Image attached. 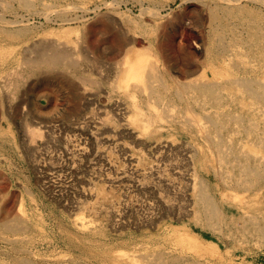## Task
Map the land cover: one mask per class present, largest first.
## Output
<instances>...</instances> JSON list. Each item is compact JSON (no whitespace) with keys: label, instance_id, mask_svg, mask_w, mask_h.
<instances>
[{"label":"rangeland","instance_id":"rangeland-1","mask_svg":"<svg viewBox=\"0 0 264 264\" xmlns=\"http://www.w3.org/2000/svg\"><path fill=\"white\" fill-rule=\"evenodd\" d=\"M229 2L0 0V62L13 63L0 66L3 264H17L16 255L44 264H148L162 248L186 264H264V221L253 227L250 184H236L240 148L264 149V99L233 82L264 79V0ZM53 37L73 41L78 71L33 74L23 63L33 44ZM128 57L157 67L171 86L162 87L168 102L177 84L225 83L226 109L242 117L228 118L222 132L236 151L215 148L213 121L194 97L188 112L177 114L185 105L176 100V114L165 115L168 102L151 98L138 78L131 98L126 78L135 73L117 65ZM133 100L148 113L138 114ZM229 152L230 165L221 162ZM194 178L207 184L219 221L198 215ZM258 200L263 218L264 196ZM8 220L27 228L13 234L3 228Z\"/></svg>","mask_w":264,"mask_h":264},{"label":"bare ground","instance_id":"bare-ground-1","mask_svg":"<svg viewBox=\"0 0 264 264\" xmlns=\"http://www.w3.org/2000/svg\"><path fill=\"white\" fill-rule=\"evenodd\" d=\"M227 1H230L229 2L230 4H233L231 2H234V4H239V3L242 2V0H227ZM116 32L119 33L118 31H116ZM32 47H33L34 55L25 57L24 60H23V63L26 64L28 69L33 74L36 73V72H40V71H43V72L47 71V72H51V73L52 72H56V71L73 72V71H78V69L81 66L80 59L75 56V54H76L75 44L69 38H61V37H58V38H56V37L44 38V39L38 41L37 43L33 44ZM4 50L5 49H4L3 45L0 44V54L4 55L5 54V53H3ZM125 54H126V56L129 55L128 51H126ZM146 63H147V65H143V63H141V59H133L131 57L125 58L122 62H118L117 63V65L123 71L124 70H130L132 73H135L134 75L126 78V80L128 81L127 82V87H126V89H128V91H127L128 93L127 94H129V96L131 98H134V94L135 93H133V92L136 91V89L139 88L140 83H138L135 80L138 83V85H136V83L133 80L139 78V80L144 81V83H145V81L148 82V83L147 82L146 83L149 84V86L151 88V90H150L151 94H152V95L150 94L151 98H156V99H158L157 101L166 100V98H167L165 96L166 92L163 91L162 87L165 86L166 90H169L171 88V86H167L166 83L161 78V76L156 73L157 72V70H156L157 67L155 68V65H153L150 62L149 63L145 62L144 64H146ZM0 66L9 67L10 68V67L13 66V63L7 62V60H3V62H0ZM147 66H148L147 69H149V70L145 69ZM143 69H145V72L143 71ZM146 71H148L147 74H146ZM189 73L190 72H188V74ZM186 75H187V73H186ZM17 76H19V75H17ZM142 77H145L146 80H144L145 78H142ZM81 79H82V76H81ZM15 80H16V78L14 79V81ZM83 80H87L88 82H90V80H88V79H84L83 78ZM240 80L237 81V79L234 78L233 82L234 83L238 82L241 85V87H244V89L247 92L246 93L247 95H249L250 97H253V98L256 97V98H259V99H264V79H261V78L260 79H258V78L257 79H245L242 82H240ZM92 81H94V80H91V82ZM165 81H167V80H165ZM133 82H134V84H133ZM181 82L182 81H180V84H181ZM229 82L233 83L231 81H229ZM177 86H176L177 88L175 90H172L171 92H169V102L170 103L167 101L168 99L166 100V102H168L166 104H168L169 108L167 110L164 109L161 112L165 111L167 113L172 112L173 114L174 113L176 114L175 110H177V109H176V107H172L174 105V104H172V102H175L177 100V101L180 102V104L185 105V109H183L182 107L179 108L180 110H177L178 111L177 114L178 113L184 114L182 112H184V111L188 112L186 104L189 103L190 98L194 97V100L197 101V103L200 105L201 109L203 111H207L208 112V116L207 117H209L213 121L212 123L215 126V130L217 132V134H215V135L219 136V137L217 136L218 138L216 136H215V138H213V143L215 145V148H218L221 152H223L224 148H228L231 145L230 142H232V140H230L229 138L227 139L226 136L222 135V132H223L224 128H226V124H225L226 120H228V118H231L232 120L235 119V120L240 122L241 119H242V117L239 116V114L238 115H234V114L231 115L230 112H228L227 109H226L227 102H225V100H228V98H227V94H225V92H224V89L227 88V85L225 83H221V82H217V81L212 82V81H209V80H202V81H187L185 83L183 82L182 85H180V86H179V84H177ZM136 87H138V88H136ZM191 94H193V95H191ZM238 95H239L238 92L235 91L232 95H230V97H232L231 100L236 101L237 98H238L237 97ZM133 101H134V104H133ZM133 101H132V104L137 108V113L138 114H146V113H148V112L144 111V108H142V105H141L140 101L139 102H137L136 100H133ZM255 101H257V100L255 99ZM175 105L177 106V104H175ZM245 106L250 109L249 111H253L255 109V106L252 105L251 103H245ZM173 108H175V109L173 110ZM160 110H161V108H160ZM165 112H164V114L166 115ZM160 114H163V113H160ZM160 114H156V115H160ZM163 115L161 117H163ZM169 116L170 115L168 114V117ZM183 117H185V116L183 115ZM148 118H149V120H147V121L150 122L151 115H149ZM165 118H167V117H165ZM185 118H188V117H185ZM138 119L139 118L137 117L136 120H138ZM180 119H181V117H180ZM92 122H93V120H92ZM95 123H96V121H95ZM236 124H238V123H236ZM228 126H229V124H228ZM234 126L235 125H233V127ZM250 126H252V125H250ZM143 127L146 128L147 125L145 123H143ZM246 130H248V129H246ZM210 133H209V135H210ZM233 133H235V132H233ZM229 136H231V135H229ZM107 139H109V138H107ZM110 139H112V138H110ZM231 148H230V150H231ZM228 150L229 149H227V151ZM232 150L236 151V148L233 147ZM240 150H241V152H240L241 154H239L238 157H236L235 155L234 156L239 160L237 167H238L239 173L242 176L240 175L239 178L236 179L237 181L236 180L235 181H236V184H238V185L241 184L240 186H246V185L248 186L250 184L249 189H251L252 193H251V195L249 197V199H250L249 207L251 209L248 210V212L251 213L252 210H254L253 211V213H254L253 215H256L255 213H257V215L254 216V217H252L251 216L252 214H250V216H251L250 218H252L251 222L253 223V227L258 229L260 227V222L262 220L264 221V217L263 218H259L258 217V211H256V210L259 209V208L256 207L257 203L259 201L258 197L260 195L264 196V171H263L264 169L262 170L263 167H261V165H260V164L264 163V153H263L264 149L261 150L260 148H240ZM124 153H127V152H124ZM128 155H129V153H128ZM228 155L230 156V152L227 153V155L225 153L223 158H222V156L220 157V158L223 159V161L221 160L222 163H224L225 161L228 162V163L230 162V159L227 157ZM134 157H135L134 155H131V157H129V158H132L133 160H135ZM129 158L127 159L128 161L130 160ZM236 160H235V162H236ZM233 161L230 162V163H233ZM228 163H225L224 165L226 166V164L228 165ZM230 163H229V165H230ZM234 164H231V165H234ZM138 165L139 164H136V169H138ZM224 169H226V168L224 167ZM230 174H231V177H232V171L230 172ZM243 176L245 178H247L249 181H246V179ZM229 179L230 178H228V180ZM193 183H194L193 189H194L195 194H196L195 202H196V204L198 206V210H199V213H200L198 215L205 216L206 219H208L209 221L213 220V219L219 221V219L222 216V212L220 211V207L215 202V199L213 198L212 194L208 190L207 184L205 185V184H203L204 182H200L198 184V186H197L196 185L197 181L195 180V178H194ZM240 186H239V188H240ZM243 188H245V187H243ZM196 189H197V191H196ZM246 190H247V188H246ZM245 192H248V191H245ZM233 195L234 194H232L231 196H233ZM235 196L236 195L233 196V199L235 198ZM237 197L238 196H236V198ZM243 200H245V199H243ZM164 202H166V201L164 200ZM244 202H242V203H244ZM245 203H247V201ZM196 211H197V209H196ZM19 217L21 219L20 215H19ZM13 219H15V218H13ZM81 221H84V220H81ZM209 221H207V222H209ZM220 224H221V221H220ZM208 225H209V223H208ZM215 225H217V224H215ZM3 228L5 230L13 233V234H17V233H20L23 229L27 228V226L24 224L23 220H18L16 223H13V221L9 222V220H8V221L3 223ZM244 230H246V229H244ZM246 231H248V230H246ZM260 232H261V229H260ZM261 233H264V232H261ZM250 234H251V232L249 233V235ZM262 237H263V235H262ZM11 251H13V250H11ZM120 253H118V254H120ZM122 254L123 253H121L120 255H122ZM169 254L170 253H169V251L167 249L162 248L159 251H156L155 259L152 258L151 255L148 256V257L154 259L153 261H151L152 262L151 264H186L184 262V260L180 256H178V255L170 256ZM4 255H5V252L3 253V251L0 249V262H1V264H3V261H2L1 257L4 256ZM152 256L154 257V255H152ZM123 258H125V257H123ZM149 259L147 261L148 264H150L149 263L150 262ZM129 260L131 261V263H133L135 261L134 259H129ZM132 260H134V261L132 262ZM15 261H16L17 264H44V263H41L39 261H35V260L30 259V257H28V256L19 257V256L16 255ZM124 261H126V260H124ZM68 262L70 263V260ZM131 263H129V264H131Z\"/></svg>","mask_w":264,"mask_h":264}]
</instances>
